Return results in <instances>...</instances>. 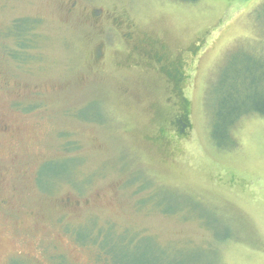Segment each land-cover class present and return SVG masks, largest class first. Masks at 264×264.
<instances>
[{
    "label": "rangeland",
    "instance_id": "obj_1",
    "mask_svg": "<svg viewBox=\"0 0 264 264\" xmlns=\"http://www.w3.org/2000/svg\"><path fill=\"white\" fill-rule=\"evenodd\" d=\"M31 18L19 68L4 33ZM244 52L264 64V0H0V264H264V117L211 137Z\"/></svg>",
    "mask_w": 264,
    "mask_h": 264
},
{
    "label": "trees",
    "instance_id": "obj_2",
    "mask_svg": "<svg viewBox=\"0 0 264 264\" xmlns=\"http://www.w3.org/2000/svg\"><path fill=\"white\" fill-rule=\"evenodd\" d=\"M175 1L191 4L200 0ZM22 22V19H16L10 24L6 30L7 32L4 33V39L6 42H10L12 46L10 48L7 44L3 47L7 56L19 68L36 62L39 59L37 53L40 48V34L36 31L40 27L39 20L31 18L25 26H22ZM253 56L252 53L248 52L237 53L225 62L224 67L220 71L216 81V90L213 93L214 102L210 112L211 137L214 140H217L215 139V133H217L220 137L219 139L226 142L227 135H230V130L242 118L251 115L264 117V64L258 61L260 59H251ZM170 69L165 76L174 80V85L181 83L183 76L179 72L180 68L171 66ZM181 104H185L184 99ZM175 126L181 130L187 126L186 113L177 119ZM82 227L87 229L86 226ZM106 228L109 231L112 227L106 226ZM128 233L126 232L124 235L119 236L125 239L118 240L119 244L123 242L131 244L134 241H132V235L127 236ZM85 234V239L79 242L82 244L89 243L92 247L98 245L104 239V232L100 230L96 232L91 228ZM119 244L112 245L114 254L122 251ZM108 254L111 255L106 253V256ZM116 260L118 264H130V260L124 257L122 260Z\"/></svg>",
    "mask_w": 264,
    "mask_h": 264
},
{
    "label": "flooded vegetation",
    "instance_id": "obj_3",
    "mask_svg": "<svg viewBox=\"0 0 264 264\" xmlns=\"http://www.w3.org/2000/svg\"><path fill=\"white\" fill-rule=\"evenodd\" d=\"M140 46H142V45H140ZM156 56V55H155ZM157 58L158 57H160L159 55L158 56H156ZM161 58L162 57H160L159 59L161 60ZM158 61V62H157ZM156 62L157 63H160L161 61H159V60H157ZM25 112V111H24ZM8 121V120H7ZM12 130V128H11V126L10 125H8L7 124V122H6V118H5V116H3L1 113H0V147H1V145H2V143H1V138L4 136V135H6V134H9L10 132L9 131H11ZM38 180V174H37V178H36V181ZM38 182V181H37ZM38 185V184H37ZM51 191V190H50ZM50 191H48V192H50ZM0 208H2V209H9V202H8V200H5V201H3L1 204H0ZM11 264V263H10Z\"/></svg>",
    "mask_w": 264,
    "mask_h": 264
}]
</instances>
